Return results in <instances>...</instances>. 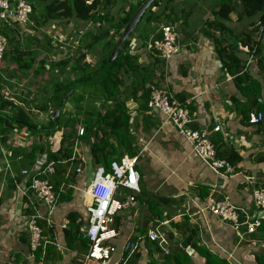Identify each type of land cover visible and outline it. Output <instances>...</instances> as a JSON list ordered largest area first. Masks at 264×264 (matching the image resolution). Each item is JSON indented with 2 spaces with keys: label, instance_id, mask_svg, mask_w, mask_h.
<instances>
[{
  "label": "crops",
  "instance_id": "1",
  "mask_svg": "<svg viewBox=\"0 0 264 264\" xmlns=\"http://www.w3.org/2000/svg\"><path fill=\"white\" fill-rule=\"evenodd\" d=\"M139 1L114 0L110 7L111 14L118 17L124 8L127 11L130 5H135ZM185 1L187 0H172L171 3L174 6H182ZM198 1H195L197 5ZM30 2L34 7L31 23L23 25L11 19L6 29L17 38L23 50L40 54L28 73L21 72L20 74L9 55L0 61V83L5 87L4 92L7 96L26 97L28 90L40 89L47 80L49 71L54 72L55 68L51 62L72 56V50H68L65 45L72 42V45H77L76 49L83 47L82 43L87 33L97 29V24L94 22L83 21L76 17L40 25L39 22L43 19L41 11L44 2L42 0H30ZM209 4L211 3L207 2L205 6ZM207 8L208 10L200 8L201 23H203L201 27L191 29L188 20H184L183 15L181 16L183 21L179 22L181 25L179 23L177 26L174 25L179 32L182 48L171 58H159V63L154 61L153 56L136 38L132 41V49L137 54L140 63L153 64L151 68L155 71V81L158 87L168 91L179 101L184 99L185 105L194 117L193 127L209 129L212 139L221 137L224 143L238 151L242 156V161L237 164L234 173H217L208 162L192 150L190 143L178 133L171 122L167 121L162 112L150 108L148 111L138 112L132 105V123L134 124L135 118H138L137 127L134 125L133 130L139 150L137 169L140 173L141 192L138 194H141V197L136 198L135 202L117 215L121 220L120 231L118 230L119 236L114 243L121 247L128 239L138 237L137 243L144 249L143 244L148 239V229L154 225L152 213L148 210L151 209V201L147 196L150 193L155 195L156 207L164 209L165 215L169 211L173 212L172 221L180 222L184 217H188L190 224L198 230L196 237L199 242L209 246L212 251L220 255L225 254L227 257L228 254H232L235 257L234 260L229 259L232 264H258L257 255H264V229H257L253 234L245 235L244 239H240L233 227L225 225L209 210L203 213L199 211L204 204V199L209 194H214L219 199H227L238 207L249 209L254 215L261 209L256 206L252 192L255 188H264V114L262 125L252 124L247 120L242 121V110L247 111L250 118L255 114L253 93L250 89L248 95L241 93L235 83V75L223 67L217 55L214 38L205 36L201 32L205 22L214 19L213 12L216 8L212 5L211 8L208 6ZM245 24L244 21L239 22L236 14L233 13L227 25L231 31L239 32ZM2 25L3 22L0 20V26ZM144 26L145 24L142 25ZM153 27V24L149 26L150 29ZM113 33L114 31L111 32ZM223 35L226 39L231 38L228 34ZM223 35L217 32L215 37L221 38ZM45 36L52 38L51 45L54 51L48 50L50 47L46 45ZM36 38L41 41H35ZM117 38L118 35L111 38V43H115ZM228 39L226 42H229ZM100 50L99 47L91 50L88 60L95 62L97 55L93 53ZM243 54L247 55V53L245 51L240 53L241 58L246 61ZM44 58L47 59L44 71L36 74V70H43L39 61ZM250 73L261 84L262 94L258 102L264 103V68L258 71V68L252 64ZM46 115L41 113L37 118L43 123L47 119ZM148 115L154 117L158 124L152 131L148 130L144 133L141 129V118ZM218 124L221 125V130L212 131ZM8 133L7 143L0 142V264H34V257L29 256L27 246L21 240V236L28 232L27 216L33 212V209L28 205L27 199L19 194L16 181L23 180L22 171L24 169L32 167L31 163L34 165L44 157L39 154L29 157L32 147L37 143L49 142L53 149H57L59 137L50 136L38 142L37 135L28 128L20 127H15ZM14 151L16 154H13ZM74 156L82 159V163L88 168L90 178L78 179L73 186V198L70 201L58 202L54 214L56 224L61 223V220L72 211L80 213V219L83 218L85 221L89 217L84 188L88 186L92 177L90 170L93 172L96 166L90 163V150L85 140L78 138L75 141ZM140 162L147 165L148 172H141ZM12 179H15V187ZM146 184L150 189H145ZM120 194L121 199L124 200L128 194L132 195L134 192L122 189ZM161 196L170 199L171 205L159 202L158 199ZM38 206L40 210H44L42 206ZM130 209L133 210L131 216L124 219V211ZM144 227L147 232L141 234L140 230ZM55 228L57 229L56 244L63 254L62 259L56 264H71L73 259H77V251L66 248L63 234L60 232L63 228L60 226ZM174 230L176 236L182 239V233L175 228ZM180 246H184L183 242ZM184 248L191 255L194 254L195 250L189 245ZM143 251V258L139 264H149L151 256L148 254V249L145 248ZM118 252L119 257H116L115 253L108 263L94 260L89 262H92L91 264H120L123 255L121 251ZM159 256V253L155 255V257ZM19 258L21 259L18 260ZM78 259L82 260L80 257ZM84 261L86 262V256Z\"/></svg>",
  "mask_w": 264,
  "mask_h": 264
},
{
  "label": "trees",
  "instance_id": "2",
  "mask_svg": "<svg viewBox=\"0 0 264 264\" xmlns=\"http://www.w3.org/2000/svg\"><path fill=\"white\" fill-rule=\"evenodd\" d=\"M42 1L44 2L41 11L43 19L39 22L40 25L50 21L70 20L72 17H76L83 21L94 22L97 24V29L87 33L82 43L83 47H78L74 55L57 62H51L55 68L54 72L49 71L48 78L40 89L28 90L26 97H22V95L7 96L4 92L5 87L0 83V142L6 144L9 139V130L15 127L28 128L37 135L38 142L45 138L48 139L50 136L59 137L57 149H53L49 142L46 144L37 143L29 152V157H35L38 154L45 155V164H54L55 173L51 179L58 191L62 183L69 184L72 180L75 184L78 180L79 175L76 173V168L82 164V159L73 157L74 144L78 138L85 140L86 145L89 146L90 163L96 167L104 166L107 171L111 169L112 162L120 160L126 155L132 157L138 155L139 150L133 130L134 125L137 127L138 118H135L133 124L132 105L138 112L148 111L152 87H160L155 81V71L151 68L153 64L145 65L139 62L137 54L132 49V41L136 38L146 48L147 41L151 37L162 38L161 27L163 25H176L182 19L171 6L172 0H154L130 37L123 43L116 59L109 63L108 59L115 44L146 0H140L135 5H130L127 11L124 8L118 17L113 16L110 11L114 0ZM233 13L236 14L239 22L246 21V18L252 19L258 14L261 16L257 21L247 22L241 31L233 32L227 25ZM213 15L214 19L212 21L207 20L201 32L205 36L214 38L215 49L223 67L235 75V83L242 94L248 95L249 89L251 90L255 115L259 113L263 115L264 103L258 102V98L262 94L261 84L252 77L251 66L244 71L246 61L241 58L242 50L239 49L238 45L246 46L253 51V65L258 68V71L264 68V56L262 57L264 43L262 42L263 36H261L264 33V0H237V2L228 0L222 2L214 10ZM1 21L3 25L0 26V33L8 38V48L4 58L9 55L15 62L20 74L21 72L28 73L39 58L40 53L23 50L19 46L17 38L6 29L8 22ZM142 24H145L144 29L140 28ZM152 24L154 27L150 29L149 26ZM112 31H114L113 34H111ZM217 32L220 35L228 34L230 37L235 35L237 40L233 42L227 38L229 42H226L225 35L216 38ZM258 34L260 37H257ZM115 35H118V38L115 43H111L110 40ZM45 38H47L46 45L50 47L48 50L54 51L51 45L52 38L46 36ZM35 41L41 40L36 38ZM98 47L101 48V53L100 51L94 52L93 54L97 55L95 62L89 61L88 55L91 50ZM151 56L153 55L151 54ZM154 57V61L159 63L160 59ZM39 62L43 70H36V74L44 71L47 59H41ZM90 80L96 81L78 86L69 96L61 109L59 126L54 130L56 122L52 118L53 111L59 105L62 97L73 84ZM181 102L185 104L184 99ZM68 104L71 106L70 109L67 107ZM25 109H28L35 117L43 113L47 114L48 118L43 123L39 121L38 124H35ZM141 119V129L144 133L157 127L158 123L151 115ZM245 120L249 122L250 117L247 111L242 110V121L245 122ZM262 120L257 124L262 125ZM32 126L39 129H34ZM80 126H83L85 130L82 135L78 134ZM212 141L216 147L217 156L228 160L236 170L237 164L242 161V156L238 151L224 143L221 137L212 139ZM13 154L16 152L14 151ZM69 170L70 175L67 176ZM11 181L15 187V179ZM73 193L74 189L71 186L67 191L60 194L59 202L70 201L73 198ZM140 195H136V198H140ZM158 201L165 205H171L170 199L163 196L159 197ZM150 208L148 210L152 213L154 225L159 220L173 218V212L169 211L165 215V210L158 209L156 203L151 202ZM80 217L81 214L76 211L69 212L67 215L69 225L61 229L60 232L63 234L66 248L77 251V259H73L71 264H91L92 262L89 261L93 259L84 261L90 247V240L84 236L83 232L88 220L85 221ZM120 221V217L116 216L114 226L119 231ZM40 224L44 228L43 234L47 242H43L33 252L34 264H56L63 257L56 244L55 233H57V229L55 226H48L44 221H41ZM171 224L173 228L182 233V239L178 238L173 230L170 231L169 237L174 246L168 255L163 254L156 242L146 239L143 246H145L144 249H148V254L151 256L149 264H232L225 254L220 255L212 251L209 246L199 242L196 237L198 230L190 224L188 217H184L180 222L171 221ZM258 229H264V219ZM140 232L145 234L147 232L146 227L141 228ZM137 239L138 237L132 238L135 242ZM21 240L22 243L26 244L28 254H30L29 233L23 234ZM182 242L185 247L189 245L195 250L193 255L184 246H180ZM144 249L138 244L132 253L124 252L120 264H139L143 258ZM158 253L160 256L155 257ZM79 257L82 258L81 261L78 259ZM256 261L258 264H264V255L258 254Z\"/></svg>",
  "mask_w": 264,
  "mask_h": 264
},
{
  "label": "built area",
  "instance_id": "3",
  "mask_svg": "<svg viewBox=\"0 0 264 264\" xmlns=\"http://www.w3.org/2000/svg\"><path fill=\"white\" fill-rule=\"evenodd\" d=\"M34 8L30 0H0V19L8 22L11 19L17 20L23 25L31 23ZM162 38L151 37L147 41V51L155 57L169 59L177 54L182 45L179 41V32L174 25H163L161 27ZM239 49L249 54L244 71L254 62V54L248 47L239 44ZM8 48V38L0 33V61L3 60ZM148 106L150 109H157L162 112L167 121L171 122L178 133L192 146V150L204 161L208 162L217 173H234V166L226 159L217 156L216 147L212 141L209 129H196L193 127L194 117L185 104L174 98L168 91L152 87ZM263 118L262 113L252 115L250 122L259 123ZM221 125H216L212 131H220ZM83 126L79 127L78 134H84ZM139 155L124 156L120 160L112 162L111 169L107 171L104 166H98L92 172L89 184L84 188L89 212L88 223L84 226V236L90 240V247L86 255V261L93 259L101 263H108L118 251H129L132 253L138 243L128 239L121 247L114 243L119 236L118 229L114 226L116 216L136 200V194L141 192L140 173L137 169ZM46 156L38 160L32 167L22 171L23 180L16 181V186L22 198L27 199L28 205L33 212L27 216V230L30 235L31 253L34 257L36 251L43 242H47L44 236V228L41 221L48 226H60L66 228L69 219L64 217L61 223L56 224L54 219L55 209L60 199V194L65 191V186H74L70 183H62L57 191L51 176L55 173L53 163L45 164ZM77 175L84 173V168L79 165L76 168ZM70 175V170L67 176ZM251 177H249V180ZM129 189L134 194L121 199L120 191ZM252 198L256 206L264 211V188H255ZM42 206L44 210L38 206ZM209 210L213 215L220 218L225 224L233 227L240 239L245 235H251L262 225L264 218L253 217L249 209L238 207L227 199H219L214 194H209L204 199V204L199 211ZM1 211V209H0ZM172 219L159 220L156 225L148 229L147 237L150 241L156 242L163 254L171 252L174 243L170 239L168 224ZM234 260L232 254L228 259Z\"/></svg>",
  "mask_w": 264,
  "mask_h": 264
},
{
  "label": "rangeland",
  "instance_id": "4",
  "mask_svg": "<svg viewBox=\"0 0 264 264\" xmlns=\"http://www.w3.org/2000/svg\"><path fill=\"white\" fill-rule=\"evenodd\" d=\"M195 1L196 0H194V1L193 0H187L184 3H182L183 4L182 6H174V5H171L177 15H179V16H182L183 15L184 16V20L185 19L188 20V25H189V27L191 29H196L198 27H201V25H203V23H201L200 8L201 9L202 8L203 9L206 8L208 10L207 6L209 8H211V5H212V6H214L217 9V7H219L220 4H222L221 3L222 1L223 2H226L228 0H199L198 1V5L196 4ZM207 2H210L211 4L205 6ZM203 12H204V10H203ZM260 16H261V14H258L255 17H253L252 19L246 18V21H244V22L247 23V22H249L251 20H256L257 21L260 18ZM182 21H183V19H182ZM239 24H241V23H239ZM142 25H144V24H142ZM142 25L140 26V28H143L144 29L145 26L142 27ZM176 26H177V24H176ZM72 36H74V34ZM261 36H263L262 42L264 43V33ZM257 37H260V34H258ZM230 40L234 42V41L237 40V38L235 37V35H233L230 38ZM75 46H77V45H72V42H71V44L69 43V45L68 44L65 45V47L68 48V50H70V49L72 50V53H73L72 55H74L75 52H76V47ZM243 58L247 61L249 59V54L244 55ZM67 107L70 109V107H71L70 104H68ZM46 116L48 118V115H46ZM80 165L82 166V168H84V173L82 175H80L81 177L79 176L78 179L79 180L84 179V178L85 179H89L90 177L88 176L89 175V171H88L87 166H85L83 163L80 164ZM139 168H140V170H141L142 173L148 172L147 171V165L144 164L143 162H140L139 163ZM90 174L92 176V171L91 170H90ZM64 188H65V191L68 190V187L65 186ZM145 189H150L147 186V184L145 186ZM147 196H149L150 201L152 203H156L157 198L155 197V195L148 193ZM132 212H133V210H131V209L130 210H125L124 211V214H123V218L124 219L129 218V216H131ZM119 255H120L119 252L115 254L116 257H119Z\"/></svg>",
  "mask_w": 264,
  "mask_h": 264
},
{
  "label": "water",
  "instance_id": "5",
  "mask_svg": "<svg viewBox=\"0 0 264 264\" xmlns=\"http://www.w3.org/2000/svg\"><path fill=\"white\" fill-rule=\"evenodd\" d=\"M154 0H146L142 6L140 7V9L137 11V13L134 15V17L131 19V21L128 23V25L126 26L122 36L118 39L117 43L115 44L110 57L108 59V62L111 63L114 59H116V57L118 56V54L120 53V50L122 48L123 43L130 37L131 33L135 30V28L137 27V25L139 24V22L141 21L142 17L144 16L145 12L148 10V8L150 7L151 3ZM96 80H90V81H86V82H78L73 84L70 89L66 92V94L62 97L59 105L57 106V108L53 111V116L52 118L55 120L56 125L54 127V130H56L59 126V116H60V112L61 109L63 108V106L66 104L69 96L72 94V92L81 85H86V84H90L95 82ZM27 115L30 117V119L35 123L38 124L39 123V118L35 117L34 115L31 114V112L28 109H25ZM1 114V113H0ZM8 118H10L9 116H7ZM31 127V126H30ZM34 129H39L36 127H33ZM253 217H258V218H264V211H256L253 215ZM169 228L171 230H174V228L172 227L171 223L168 224Z\"/></svg>",
  "mask_w": 264,
  "mask_h": 264
}]
</instances>
